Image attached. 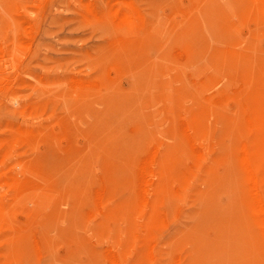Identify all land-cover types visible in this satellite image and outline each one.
Masks as SVG:
<instances>
[{
  "label": "rangeland",
  "instance_id": "rangeland-1",
  "mask_svg": "<svg viewBox=\"0 0 264 264\" xmlns=\"http://www.w3.org/2000/svg\"><path fill=\"white\" fill-rule=\"evenodd\" d=\"M0 264H264V0H0Z\"/></svg>",
  "mask_w": 264,
  "mask_h": 264
}]
</instances>
